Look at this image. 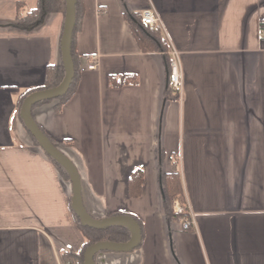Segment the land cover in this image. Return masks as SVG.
Masks as SVG:
<instances>
[{
    "label": "crops",
    "instance_id": "crops-1",
    "mask_svg": "<svg viewBox=\"0 0 264 264\" xmlns=\"http://www.w3.org/2000/svg\"><path fill=\"white\" fill-rule=\"evenodd\" d=\"M23 3L29 11L38 0ZM79 4L74 95L59 111L52 100L31 116L76 170L91 218L126 212L138 222L127 217L139 225V246L98 252L93 263L264 264V0ZM145 9L158 16L164 51L143 50L133 36L128 17ZM16 14V0H0V264H74L63 253H78L84 238L71 181L17 108L25 91L43 85L46 68L63 62L64 17L48 12L25 31ZM174 52L180 94L167 84ZM110 77L127 81L111 86ZM136 170L142 185L131 197ZM172 173L194 216L186 230L163 210L160 175Z\"/></svg>",
    "mask_w": 264,
    "mask_h": 264
},
{
    "label": "trees",
    "instance_id": "trees-1",
    "mask_svg": "<svg viewBox=\"0 0 264 264\" xmlns=\"http://www.w3.org/2000/svg\"><path fill=\"white\" fill-rule=\"evenodd\" d=\"M16 3H17L16 27L21 30L27 31L35 28L37 25H39L42 22L46 13L55 10L61 11L65 21V13H66L65 0H38V4L36 8L29 11L25 9L23 0H16ZM81 18H82V11L79 4V0H73V20H72V30H71V40H70V56H71L74 72L70 86L57 98L40 101L35 105H33L32 108L37 105L55 100L57 101L55 105V109L56 111H59L74 95L79 77L78 69L76 66L74 44H75V35L79 29ZM64 21L62 24V35H63ZM128 21L130 22V26L133 31V36L135 37L138 45L143 50L151 49V50L164 51L163 39L161 38L157 26H154L153 28L145 26L141 20V17L139 18H136L135 16H133L132 18L128 17ZM60 50H61V45H60ZM64 77H65V67L63 62L58 66L47 67L45 70V78L43 85L38 88L27 90L20 96L17 106L20 116H21L22 104L28 96L39 91L57 87L62 82ZM126 81H127V77H120L117 79L114 77L109 78L110 85L116 87L123 85L124 82ZM130 81L133 82V79ZM26 130L28 134L32 137L34 142L38 146H40L27 128ZM49 142L53 146L58 148V146L55 143H53L51 140H49ZM46 155L58 166L59 169H61L64 172L67 179L70 180L67 171L61 166V164H59L47 153ZM141 185H142V173L140 170H136L130 175L128 179L129 196L138 197L140 195ZM160 185L162 188L161 193H162L163 210L166 219L168 220V223L180 222L181 220L187 217V212L178 214L174 208V205L176 204L184 206L183 192L180 185L178 174L172 173L170 175H163V176L160 175ZM184 210H185V206H184ZM72 212H73L75 225L79 229V231L81 232L84 238L83 247L78 251V253L73 254L70 251H65V253H63V257L67 258L74 264H84L85 249L93 244L99 242L125 243L130 240L131 237L130 231L128 230V228L124 226H107L103 228H92L81 221V219L79 218V216L77 215L74 209L72 210ZM115 216H126L133 220V216L126 212H115L110 214V217H115ZM133 221L138 224V222H136L135 220ZM141 239L142 237L140 234V241L136 244L135 247L140 245Z\"/></svg>",
    "mask_w": 264,
    "mask_h": 264
},
{
    "label": "water",
    "instance_id": "water-1",
    "mask_svg": "<svg viewBox=\"0 0 264 264\" xmlns=\"http://www.w3.org/2000/svg\"><path fill=\"white\" fill-rule=\"evenodd\" d=\"M66 13L63 27V35L61 40V55L65 67V77L62 82L55 88L39 91L28 96L22 104L21 117L23 122L38 142L40 147L56 160L67 171L72 184L73 205L74 210L83 223L92 228H103L107 226H124L130 231L131 237L127 243H107L99 242L91 245L84 252V264H94L93 256L101 251H118L126 252L132 250L140 241V233L136 224L127 217H110L103 220H95L91 218L83 209L81 203L79 179L71 162L44 136L38 126L34 123L31 116L32 106L36 103L46 100L55 99L61 95L70 86L73 78V64L70 56V40L73 20V0H65Z\"/></svg>",
    "mask_w": 264,
    "mask_h": 264
},
{
    "label": "built area",
    "instance_id": "built-area-1",
    "mask_svg": "<svg viewBox=\"0 0 264 264\" xmlns=\"http://www.w3.org/2000/svg\"><path fill=\"white\" fill-rule=\"evenodd\" d=\"M141 20L145 26H148L150 28H153L159 22L158 16L151 9H145L141 12ZM260 26L261 38L264 43V21ZM87 69H96L95 57H92V59H90V62L87 65ZM167 84L171 90L180 94L182 86V72L177 52L172 53V57L169 60ZM174 208L178 214L187 212V217L180 221L181 228L185 230L191 228L194 224V216L189 211V209L185 206L184 210V206L178 204L174 205Z\"/></svg>",
    "mask_w": 264,
    "mask_h": 264
}]
</instances>
